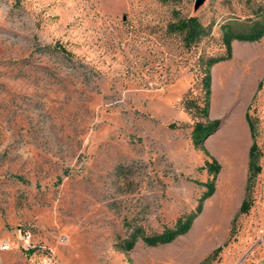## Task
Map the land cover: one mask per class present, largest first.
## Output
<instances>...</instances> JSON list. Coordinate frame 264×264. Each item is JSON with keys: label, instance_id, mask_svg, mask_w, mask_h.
<instances>
[{"label": "rangeland", "instance_id": "1", "mask_svg": "<svg viewBox=\"0 0 264 264\" xmlns=\"http://www.w3.org/2000/svg\"><path fill=\"white\" fill-rule=\"evenodd\" d=\"M175 13L196 15L209 33L185 45L166 27ZM263 13L264 0H0V264H255L264 35L233 39L231 57L211 66L209 118L220 124L204 145L220 169L191 227L127 251L115 242L195 207L211 174L191 140L202 116L186 100L201 101L204 61L225 49L220 24ZM244 112L256 119L261 169L238 212Z\"/></svg>", "mask_w": 264, "mask_h": 264}, {"label": "trees", "instance_id": "2", "mask_svg": "<svg viewBox=\"0 0 264 264\" xmlns=\"http://www.w3.org/2000/svg\"><path fill=\"white\" fill-rule=\"evenodd\" d=\"M166 1V0H163ZM238 25V26H236ZM167 30L169 32H177L182 35V40L185 45H190L199 40L202 36L209 33L210 26L204 25L196 15H179L174 14V20L167 23ZM221 39L224 44L223 53L208 56L204 61V74L201 78L203 85V95L201 101L186 100L188 107L194 106L198 110V114L202 119L194 121L191 129V140L195 147L202 148L209 156L205 159L202 167H204L211 176L204 181H198L204 186V190L197 198V203L194 208L180 213L174 221L170 224H164L161 229L151 232H145L139 224H134L126 236L115 242V246L123 251L129 250L137 239L149 245H156L167 243L175 239L177 236L185 233L192 225L194 218L201 212L203 201L211 196L215 189L216 174L220 169V163L213 156L204 145L205 139L214 131H216L220 124V119L209 118L210 108V85H211V66L221 60L228 59L232 55V40H247L254 41L264 35V13L261 19H254L247 22L246 20H226L220 24ZM46 48H51L45 46ZM55 47L51 48L54 49ZM57 49L62 50L68 57L69 52L65 51L63 47L56 45ZM260 83H258V87ZM250 133L252 136V143L248 151L247 161V175L244 185V196L242 197L238 212H245L251 205V189L254 184L256 174L261 169L259 157L261 155L260 148L255 138V121L248 112L245 113ZM173 126V123H169ZM218 248V247H217ZM215 248V249H217ZM198 264H214L210 261V256H207L202 262Z\"/></svg>", "mask_w": 264, "mask_h": 264}, {"label": "crops", "instance_id": "3", "mask_svg": "<svg viewBox=\"0 0 264 264\" xmlns=\"http://www.w3.org/2000/svg\"><path fill=\"white\" fill-rule=\"evenodd\" d=\"M257 88H259L258 85H257ZM252 96H253V92L250 95L247 103H249L251 101ZM259 104H260L261 115H262V117L264 119V89L261 92V96L259 98ZM243 117H244L243 118V121H244V130H243L244 148H243V152H244V155H245V165H247L248 151H249V147H250V145L252 143V136H251V133H250V129H249V125H248L247 119L245 117V112L243 114ZM262 261L264 262V238H263L262 243L260 244L259 254L257 256L255 264H262L261 263Z\"/></svg>", "mask_w": 264, "mask_h": 264}, {"label": "built area", "instance_id": "4", "mask_svg": "<svg viewBox=\"0 0 264 264\" xmlns=\"http://www.w3.org/2000/svg\"><path fill=\"white\" fill-rule=\"evenodd\" d=\"M22 235L25 236V237H28L29 233H28L27 230H24ZM6 247H7V244H1L0 245V248H6ZM33 264H47V263H46L45 259H41V260H38V261L34 262Z\"/></svg>", "mask_w": 264, "mask_h": 264}, {"label": "water", "instance_id": "5", "mask_svg": "<svg viewBox=\"0 0 264 264\" xmlns=\"http://www.w3.org/2000/svg\"><path fill=\"white\" fill-rule=\"evenodd\" d=\"M197 1H199V0H197Z\"/></svg>", "mask_w": 264, "mask_h": 264}]
</instances>
